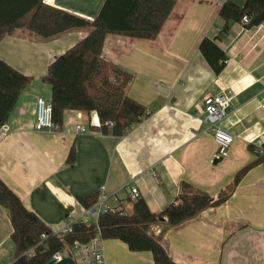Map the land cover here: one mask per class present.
Returning <instances> with one entry per match:
<instances>
[{"label":"crops","instance_id":"obj_1","mask_svg":"<svg viewBox=\"0 0 264 264\" xmlns=\"http://www.w3.org/2000/svg\"><path fill=\"white\" fill-rule=\"evenodd\" d=\"M44 5L92 21L104 0H41ZM175 6L154 40L107 35L101 56L131 76L129 98L147 117L120 137L87 126L89 117L66 111L61 130L36 132V102L50 103L44 78L49 65L86 36L73 31L40 40L14 28L0 40V60L31 78L19 94L0 132V180L51 232L84 208L79 197L107 196L109 207L131 210L136 189L148 209L159 213L172 203L181 182L216 199L238 171L256 161L264 144V22L246 29L230 24L217 41L226 62L216 75L200 54L204 38L214 39L224 25L219 10L226 1L174 0ZM236 97L217 127L233 138L228 156L216 159L213 132L204 122L203 99L223 91ZM110 130V129H108ZM73 163H67L70 150ZM262 154V152H260ZM89 224V222H86ZM8 213L0 207V264H11L14 245ZM149 234L175 264H264V163L251 168L229 199L176 227L152 226ZM104 264H149L148 252L132 253L119 241H102Z\"/></svg>","mask_w":264,"mask_h":264},{"label":"trees","instance_id":"obj_2","mask_svg":"<svg viewBox=\"0 0 264 264\" xmlns=\"http://www.w3.org/2000/svg\"><path fill=\"white\" fill-rule=\"evenodd\" d=\"M175 6L174 0H104L92 21L44 5L41 0H0V40L24 28L40 40H51L73 31H86V36L71 49L57 57L48 67L45 82L50 86L52 119L61 127L66 111L79 112L88 118L95 111L105 134L120 137L147 117V111L127 95L131 76L101 56L107 35L138 40H154ZM224 21L214 39L204 38L198 47L212 71L218 75L225 67L226 57L216 42L228 31L230 24L241 23L243 17L251 29L264 22V0H245L238 6L226 1L219 10ZM26 77L0 60V126L4 125L19 94L30 84ZM112 122L108 130L105 122ZM256 161L238 171L233 182L216 199L181 182L174 201L159 213L151 212L144 199L131 201V210L124 216L107 213L97 223L75 224L70 233L53 235L32 211L0 180V207L8 213L14 245L11 264H47L55 254H64L75 243H88L97 237L126 245L129 252H148L149 264H175L160 244V237L149 234L152 226L164 224L172 228L196 218L209 208L225 203L240 180L254 166L264 163V144ZM71 149L67 163H73ZM84 209L94 205L98 196L79 197ZM45 236V239H42ZM32 251L33 255H29Z\"/></svg>","mask_w":264,"mask_h":264},{"label":"built area","instance_id":"obj_3","mask_svg":"<svg viewBox=\"0 0 264 264\" xmlns=\"http://www.w3.org/2000/svg\"><path fill=\"white\" fill-rule=\"evenodd\" d=\"M248 19L243 17L241 25H247ZM236 95L229 90L223 91L220 94L214 96H207L203 99V111L204 122L209 129L213 132V139L216 145V159L222 160L228 156L230 146L233 142L232 136L224 130H221L217 125L228 116L229 109ZM260 109L264 111V98L260 101ZM76 117L81 118V114L77 113ZM89 120L87 126L77 124L73 129L66 128L64 131L70 135L83 134L88 131V128H92L98 131L102 127V122L95 111H92L88 115ZM105 127L111 129L112 122H105ZM36 132L61 130V127L54 124L52 119V106L50 103L44 101L42 98L37 99L36 102V119L33 127ZM6 131L4 125L0 126V132ZM139 197L136 189H131L129 193V201H133ZM107 196L102 192L98 197V201L91 207L84 209L83 214L77 219L68 217L66 223L59 231L52 232L53 235H64L72 231V227L75 224L84 223L90 221V223H97L98 219L107 214L114 213L119 216L127 214L126 210L120 206L109 207L105 202ZM97 237L88 243H75L70 249H66L64 254H55L52 258L55 263L61 261L63 258H70L74 264H104V254L102 248V240L99 236V230L96 227ZM45 239V236H42ZM29 255H33L30 251Z\"/></svg>","mask_w":264,"mask_h":264},{"label":"water","instance_id":"obj_4","mask_svg":"<svg viewBox=\"0 0 264 264\" xmlns=\"http://www.w3.org/2000/svg\"><path fill=\"white\" fill-rule=\"evenodd\" d=\"M47 264H74V262L70 258H63L61 261L55 263L53 258Z\"/></svg>","mask_w":264,"mask_h":264},{"label":"rangeland","instance_id":"obj_5","mask_svg":"<svg viewBox=\"0 0 264 264\" xmlns=\"http://www.w3.org/2000/svg\"><path fill=\"white\" fill-rule=\"evenodd\" d=\"M88 222H90V221H88ZM105 242H107V241H105Z\"/></svg>","mask_w":264,"mask_h":264}]
</instances>
